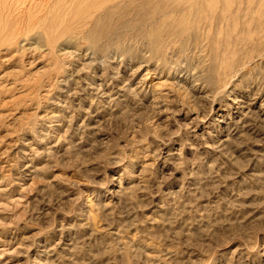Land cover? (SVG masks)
Masks as SVG:
<instances>
[{
    "label": "rangeland",
    "instance_id": "1",
    "mask_svg": "<svg viewBox=\"0 0 264 264\" xmlns=\"http://www.w3.org/2000/svg\"><path fill=\"white\" fill-rule=\"evenodd\" d=\"M173 1L0 0V264H264V0Z\"/></svg>",
    "mask_w": 264,
    "mask_h": 264
},
{
    "label": "bare ground",
    "instance_id": "2",
    "mask_svg": "<svg viewBox=\"0 0 264 264\" xmlns=\"http://www.w3.org/2000/svg\"><path fill=\"white\" fill-rule=\"evenodd\" d=\"M48 1V0H47ZM64 1V4L67 3V8H76L77 13L80 15V20L81 21H94L93 23L98 24L101 22L103 19H106L109 17V14L113 9L117 7V5L124 4L127 6H142L147 2H151L153 0H62ZM154 1H159V2H165L167 0H154ZM175 0L173 1L174 4L180 6V7H187L192 9L195 4L192 3L193 0H190V2L184 3L181 2L180 0ZM207 1V0H206ZM217 1V0H216ZM181 2V3H180ZM196 2V1H195ZM198 2V1H197ZM229 0H226V3L228 4ZM201 3V2H200ZM54 4V3H53ZM173 5V4H171ZM199 5V4H198ZM206 6V5H205ZM5 7V6H4ZM203 7V5H202ZM210 7V6H209ZM226 7V6H225ZM224 9V8H223ZM222 9V10H223ZM227 9V8H226ZM65 10V9H64ZM74 10V9H73ZM203 10V9H202ZM194 11V9H193ZM52 12V11H51ZM14 13V12H13ZM54 13V12H53ZM60 14V12H59ZM199 14V13H198ZM197 14H195L196 16ZM60 16V15H59ZM71 16V15H70ZM194 16V14H192ZM69 18V17H68ZM197 18V17H195ZM59 19V18H58ZM75 19V18H74ZM49 20V19H48ZM185 20V19H184ZM36 21V20H35ZM34 22V21H33ZM55 22V21H54ZM53 22V23H54ZM31 23V22H30ZM52 23V24H53ZM58 24V22H56ZM51 24V25H52ZM188 25V23H187ZM53 26V25H52ZM56 26V25H55ZM54 26V27H55ZM51 28V27H50ZM49 29V28H48ZM50 30V29H49ZM51 31V30H50ZM49 31V33H50ZM190 32L189 30L184 31L183 34H187ZM151 33V32H150ZM8 34V33H7ZM152 34V33H151ZM50 36V34H49ZM6 38V37H5ZM51 39V38H49ZM54 39V38H53ZM19 42V41H18ZM32 49V48H31ZM73 67V66H72ZM210 78V77H209Z\"/></svg>",
    "mask_w": 264,
    "mask_h": 264
}]
</instances>
